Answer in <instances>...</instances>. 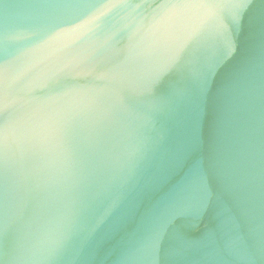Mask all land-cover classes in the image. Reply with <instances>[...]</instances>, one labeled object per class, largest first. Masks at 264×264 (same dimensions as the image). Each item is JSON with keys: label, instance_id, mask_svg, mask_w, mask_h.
<instances>
[{"label": "water", "instance_id": "95a60500", "mask_svg": "<svg viewBox=\"0 0 264 264\" xmlns=\"http://www.w3.org/2000/svg\"><path fill=\"white\" fill-rule=\"evenodd\" d=\"M0 264H264V0H0Z\"/></svg>", "mask_w": 264, "mask_h": 264}]
</instances>
